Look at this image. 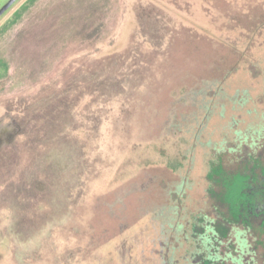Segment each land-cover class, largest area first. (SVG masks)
<instances>
[{"label": "rangeland", "instance_id": "rangeland-1", "mask_svg": "<svg viewBox=\"0 0 264 264\" xmlns=\"http://www.w3.org/2000/svg\"><path fill=\"white\" fill-rule=\"evenodd\" d=\"M251 161L263 183L264 0H19L0 17V264L201 262L218 173ZM256 223L243 260L263 264Z\"/></svg>", "mask_w": 264, "mask_h": 264}, {"label": "trees", "instance_id": "trees-1", "mask_svg": "<svg viewBox=\"0 0 264 264\" xmlns=\"http://www.w3.org/2000/svg\"><path fill=\"white\" fill-rule=\"evenodd\" d=\"M251 164L252 161L248 167L232 174L225 175L222 170L218 173L223 187L218 199L225 211L221 222L207 220L203 232L197 235L201 242L196 255L202 257L201 261L217 264L221 258L218 252L222 239L229 238L231 232H234L237 246L246 248L245 237L253 228V222L260 223V229L264 230V182L258 181L255 168L251 173L247 172Z\"/></svg>", "mask_w": 264, "mask_h": 264}, {"label": "flooded vegetation", "instance_id": "flooded-vegetation-1", "mask_svg": "<svg viewBox=\"0 0 264 264\" xmlns=\"http://www.w3.org/2000/svg\"><path fill=\"white\" fill-rule=\"evenodd\" d=\"M18 1L19 0H17L8 10H10ZM5 13L3 15H5ZM25 220L26 219H24V218L20 219L19 224H20L21 229H19L18 231H23L25 228H30L29 222H25ZM255 225H257L259 227L258 229L256 228V232H260V233L263 232L264 233V230L260 229L261 228L260 223H256ZM252 230H253V228H252ZM232 249H233L232 252L228 251V252H225L223 254V256L220 255L221 258L217 264H256L257 263L255 261H253V258H251L249 261L243 260V258H245L244 254H249V256L252 257V254L256 253L255 251H253V248H250V250H248V247L242 248L241 246H236V247H232ZM195 264H214V262L201 261V262H195ZM263 264H264V262H263Z\"/></svg>", "mask_w": 264, "mask_h": 264}, {"label": "water", "instance_id": "water-1", "mask_svg": "<svg viewBox=\"0 0 264 264\" xmlns=\"http://www.w3.org/2000/svg\"><path fill=\"white\" fill-rule=\"evenodd\" d=\"M17 0H9L1 9L0 17L16 2Z\"/></svg>", "mask_w": 264, "mask_h": 264}]
</instances>
